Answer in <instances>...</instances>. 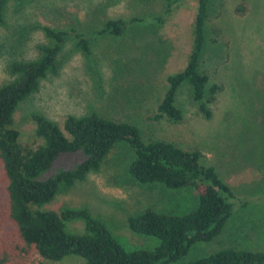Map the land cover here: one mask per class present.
I'll list each match as a JSON object with an SVG mask.
<instances>
[{
	"label": "rangeland",
	"instance_id": "1",
	"mask_svg": "<svg viewBox=\"0 0 264 264\" xmlns=\"http://www.w3.org/2000/svg\"><path fill=\"white\" fill-rule=\"evenodd\" d=\"M240 1L210 0L200 70L209 76L210 85L216 83L221 90L207 104L208 115L190 86L183 84L177 95L183 111L179 121H157L152 116L168 89V76L188 63L199 0H181L163 22L155 19L164 13L163 0H8L0 26L2 83L13 78L12 60L39 55L37 45L48 41L40 26L77 28L91 37L90 55L69 38L59 55L58 72L49 73L39 89L19 103L13 125L24 146L36 148L44 142L36 134L34 114L63 127L69 114L98 112L135 124L146 141L164 139L201 150L202 162L214 166L237 195L250 201L220 235L195 244L186 257L171 264L229 246L264 251V0H247L250 8L244 15L235 11ZM135 16L142 21L121 36L96 34L108 19ZM135 156L127 141L119 142L99 170L61 190L42 208H88L126 248H154L158 239L132 231L128 216L147 208L187 213L197 207V191L136 181L128 170ZM83 159L82 153L63 154L46 177ZM7 185L0 158V264H85L77 255L46 259L22 239L10 217ZM67 228L83 231L85 224L68 221Z\"/></svg>",
	"mask_w": 264,
	"mask_h": 264
},
{
	"label": "trees",
	"instance_id": "2",
	"mask_svg": "<svg viewBox=\"0 0 264 264\" xmlns=\"http://www.w3.org/2000/svg\"><path fill=\"white\" fill-rule=\"evenodd\" d=\"M7 1L0 0V26L5 22ZM163 1L165 10L155 18L158 22H163L181 0ZM209 5L210 0H199L188 63L183 70L168 76V89L152 116L154 120L183 119L177 95L185 83L190 86L193 98L201 103V110L211 114L207 104L215 101L221 87L216 83L210 85L209 76L200 70ZM249 8V2L241 0L235 11L244 15ZM141 21L136 16L129 20L108 19L96 34L121 36ZM40 28L48 41L37 45L39 55L34 59L12 60L9 71L13 78L0 82V158L8 179L10 217L22 239L42 257L53 261L77 255L85 264H171L186 257L195 244L210 242L220 235L237 210L250 201L237 195L214 166L202 162L199 149H185L164 139L146 141L135 124L98 112L69 114L63 127L34 114L36 134L44 142L30 148L19 141L20 132L13 125L16 108L39 89L43 78L58 72L59 55L65 42L73 38L78 49L91 54V37L83 31L56 29L47 24ZM124 141L136 154L128 169L136 181L160 183L170 189L194 187L197 191V207L187 213L147 208L128 216L132 231L158 239L152 249L126 248L88 208L59 211L42 208L61 190L71 189L77 181L85 180L89 172L99 170L116 144ZM73 153H82L83 161L46 177L61 155ZM73 220H83L84 230L68 229L67 222ZM183 264H264V251L229 246Z\"/></svg>",
	"mask_w": 264,
	"mask_h": 264
}]
</instances>
